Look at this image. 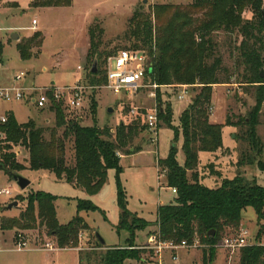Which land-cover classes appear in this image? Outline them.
<instances>
[{
	"label": "trees",
	"instance_id": "1",
	"mask_svg": "<svg viewBox=\"0 0 264 264\" xmlns=\"http://www.w3.org/2000/svg\"><path fill=\"white\" fill-rule=\"evenodd\" d=\"M71 4L72 0H32L29 6L62 7ZM246 10L251 12V18L243 17ZM163 14L168 15L167 21L165 25L158 26L156 32L153 19L159 22ZM218 31H224L230 39L235 36L236 43L233 45L230 42V55L233 51L236 54L235 68L226 66L217 52L213 36ZM94 37V30L90 28L86 53L88 66L84 74L90 83L79 81L90 89L102 80L98 77V68L95 72L91 71L94 61L98 63L101 58ZM124 39L134 42L131 47L122 49L147 53L150 66L146 68L145 81L160 85L156 90L159 122L174 132L173 143L166 157L158 158L156 165L164 176L163 185L176 190L175 198L174 202L158 206L156 228L149 235L155 233L158 240L174 244L183 241L193 244L197 241L205 246L203 261H210L222 239L238 231L242 211L246 207L254 209L258 225L264 219V185L240 173L223 177L218 186L210 187L200 180L198 173L201 153H215L224 148V125L240 126V137L247 144L236 163L237 168L255 165L264 171V159L261 158L264 145L256 130L264 106V79L260 77V68L264 67V0H191L185 6L156 4L150 13L137 9L128 20ZM42 42L39 30L20 38L16 42L20 58L37 57ZM2 51L0 41V58ZM115 52L106 53L102 62L105 64L106 58ZM233 73H238L239 80L236 82L239 84L258 86L255 103L246 116L235 122L227 116L224 123H213L210 121L212 86L230 83ZM103 81L106 83V69ZM173 83L197 87L196 91H193L194 87L189 89L190 101L181 112L177 126L172 123V104L163 101L159 91L161 86ZM95 107L92 96L90 108L94 111ZM48 108L55 119V125L50 129L37 126L32 119L19 122L11 111L5 113L6 122L0 124V171L9 178L26 168L44 169L53 173L55 179L94 195L103 187L108 169L116 170L117 175L121 171L119 150L126 148L128 151L139 129L148 132L144 121L140 124L135 120L129 124L120 123L113 133L108 127H99L95 122L83 125L79 117H68L61 101L53 100ZM179 135L184 156L182 164L177 161V146H174ZM68 143H71L73 150L71 163L66 156ZM19 146L27 149L28 165L16 159L17 151L14 148ZM56 198L44 191L16 195L14 200L17 201L19 214L1 216L0 229H14L16 233H22L44 228L55 239L58 248L77 247L79 234L89 232L91 228L78 213L99 211L105 216L104 211L90 199L77 198V214L61 224L56 216ZM116 202L119 216L115 229L118 233L127 232L125 246H103L99 243L88 250L80 249V264H125L131 259L146 264L140 255L144 249L136 248L135 235L148 222L127 208L126 194L118 178ZM212 230L213 235L209 234ZM258 232L259 235L264 233L261 226ZM256 240L260 242L257 237ZM98 247H105V250L97 252ZM238 264H264V244L240 248Z\"/></svg>",
	"mask_w": 264,
	"mask_h": 264
},
{
	"label": "rangeland",
	"instance_id": "2",
	"mask_svg": "<svg viewBox=\"0 0 264 264\" xmlns=\"http://www.w3.org/2000/svg\"><path fill=\"white\" fill-rule=\"evenodd\" d=\"M190 2L191 0H72L70 6L29 7L25 0H21L22 10L17 8L18 4L14 0H4L3 2L0 0V6L11 7L6 14L0 13V37L8 36L10 38V42L3 47L0 76L2 79L10 80L14 75L23 71L25 77L21 80L22 86L35 84L61 87L73 85L77 81L90 83L84 74L85 67L88 66L86 53L89 49V30L93 28L94 40L101 55L100 61L97 63V68L100 71L98 77L102 80L92 89H86L80 108H65V112L70 118L79 117L83 125H91L95 122L99 127H108L112 133L120 123L129 124L135 120L141 124L144 121V112L147 113L154 106L156 99L148 96L149 89L146 88L135 93L128 91L114 93L107 89L103 81L107 58L105 64L102 59L106 53L131 47L134 41L124 39V32L128 27V20L135 10L141 9L150 13L156 4H169L174 7L185 6ZM251 16L250 11L243 12L244 18H251ZM167 18L168 15L163 14L159 22L153 19L156 32L158 26L165 25ZM33 19L36 20L34 26L41 32L43 42L37 57L24 60L20 58L15 46L16 40L12 39V36L17 34L20 39L21 36L34 33L35 31L30 28L33 26ZM213 39L223 63L230 68H235L236 54L233 51V54L230 55L231 44L236 43L235 36L230 39L227 33L218 31L214 34ZM33 51H36L35 48ZM78 66L81 69H78ZM261 70L264 71V67H261ZM238 71L239 73L242 71V66L238 68ZM237 74L233 73L230 83L212 86L211 122L224 123L227 116L235 122L246 116L254 105L258 86L239 84L236 82L239 80ZM261 78L264 79V77ZM176 85L178 84L163 85L159 89L163 101L172 104V123L175 126L178 125L179 116L190 101L188 96L182 100L176 98L179 92ZM189 86L190 88L194 87L193 91H196V85ZM92 96L96 102L94 111L90 108ZM9 106L13 108L19 122L32 119L37 126L45 129H50L55 125L54 114L49 111L48 107L39 109L24 101H0V113H3V110ZM109 108H111L110 112ZM222 130L224 148L215 153L203 152L199 155L200 180L207 186L216 187L223 177H233L235 174L241 173L245 178L255 179L259 184L264 185V171H260L257 166L246 165L237 168L236 163L240 154L247 146L240 137L241 127L224 125ZM256 130L262 145H264V106L261 108L259 125ZM150 135L145 129H139L134 134L128 151L126 148L119 150L118 155H123L119 158L121 171L117 175L116 170L108 169L103 187L94 195H88L65 181L55 179L53 173L44 169L30 170L26 168L19 172L30 180V184L25 189H21L16 181L0 171V187H9L11 191V195H0V217L17 216L19 209L17 207L7 208V205L14 201L16 195L25 196L35 191H44L57 196L55 201L56 216L61 224L67 223L77 214V198L90 199L105 214L104 216L99 211L78 213L91 228L89 232L79 234V243L77 247H74L75 249L58 248L55 239L49 236L44 228H41L23 231L22 234L27 243L25 247L18 250L14 244L16 239L13 238L16 235V230H1L3 251L0 254V264H80L78 250H88L92 245H96L95 233L103 238L105 245L125 246L127 232L118 233L115 229L119 216L116 202L117 178L126 194L127 208L148 222L145 228L136 231V248L144 249L140 255L146 264L156 261L157 257L146 242L150 234L149 231L156 226L158 206L174 202L175 198V193L171 191V188L163 185L164 176L156 164L158 158L166 157L173 143L174 132L159 122L156 141H150ZM181 141V135H179L176 142V158L182 164L184 156L181 150ZM14 150L17 151V161L28 165L27 149L19 146ZM66 156L68 162L71 163L73 160L71 143H68L66 147ZM261 158L264 159V150H262ZM241 226L255 238L257 237L260 242H264V233L259 235L258 232L260 226L264 231V219L258 225L252 207H246L242 211L239 229ZM49 241L55 246L53 249L44 248ZM204 248L205 246L199 243L196 247L165 250L161 259L165 264H238L239 251L231 253L223 248H217L214 257L210 261L204 262ZM104 250L105 247H98L96 251L103 252ZM125 264L142 263L131 259L127 260Z\"/></svg>",
	"mask_w": 264,
	"mask_h": 264
},
{
	"label": "built area",
	"instance_id": "3",
	"mask_svg": "<svg viewBox=\"0 0 264 264\" xmlns=\"http://www.w3.org/2000/svg\"><path fill=\"white\" fill-rule=\"evenodd\" d=\"M35 24V20H33ZM150 66L149 57L146 52L135 49H120L107 57L106 61V83L105 87L114 93H121L123 91L137 92L141 89H149L148 96L156 99V90L160 85L145 81L146 68ZM81 69L80 66L77 67ZM25 77V73L20 71L14 75L10 80L2 79L0 76V101L3 102H27L41 109L49 107L52 101L63 102L68 109H78L82 106L84 93L87 88L79 81L73 85L67 86H38L31 84L30 86H22L21 80ZM179 89L177 99L182 100L185 96H190V86L187 84L176 85ZM6 122V115L0 113V124ZM144 122L147 124L148 132L151 134L150 141H156L158 134V106L155 102L146 115L144 116ZM173 193L176 190L171 188ZM0 195H11L9 187H0ZM16 239L15 245L18 250L26 246L27 240H25L22 233H16L13 236ZM148 247L154 252L157 257L156 261L147 264H165L162 261V254L165 250H174L179 248L196 247L198 242L193 244H187L183 241L181 244H174L172 242H163L157 239V235L153 233L148 236ZM264 244L256 240L254 235H251L246 228L241 227L238 231L225 236L222 241L216 246L217 248H223L233 253L239 251L244 246H250L255 244ZM55 246L51 241L45 244L46 249H53ZM3 251L2 248V236L0 229V254Z\"/></svg>",
	"mask_w": 264,
	"mask_h": 264
},
{
	"label": "water",
	"instance_id": "4",
	"mask_svg": "<svg viewBox=\"0 0 264 264\" xmlns=\"http://www.w3.org/2000/svg\"><path fill=\"white\" fill-rule=\"evenodd\" d=\"M12 39H15V40H18L19 39V36L17 34H13L12 36ZM97 69V62L94 61L93 63V66H92V69L91 71L92 72H95ZM260 77H264V71H260ZM108 111L110 112L111 111V108L108 109ZM174 146H177L176 143H174ZM12 179L14 181H16L17 185L21 188V189H25L29 184H30V180L24 176H22L21 174L19 173H13L11 175ZM17 206V201H12L11 203H9L7 205V208H11V207H16ZM214 231H209V234L213 235ZM95 236H96V239H97V242L96 244H102V245H105V242L103 240V238L98 234V233H95Z\"/></svg>",
	"mask_w": 264,
	"mask_h": 264
},
{
	"label": "crops",
	"instance_id": "5",
	"mask_svg": "<svg viewBox=\"0 0 264 264\" xmlns=\"http://www.w3.org/2000/svg\"><path fill=\"white\" fill-rule=\"evenodd\" d=\"M4 0H1V2H3ZM14 1H16L17 2V4H18V7L17 8H19V9H22L23 10V6H22V3H20L21 2V0H14ZM32 0H25V3H26V5L27 6H29V4H30V2H31ZM1 4V3H0ZM30 7V6H29ZM11 7H8V6H0V13H7V11L10 9ZM33 20H35V19H33ZM33 20H32V25L33 26H31L30 28L33 30V31H36V29H35V26H34V24H33ZM35 24H36V20H35ZM13 33V32H12ZM33 33V32H32ZM32 33H30L29 35H24V36H21V38L22 37H28V36H30ZM0 41L2 42V44H3V47H4V45L6 44V43H9L10 42V38L8 37V36H6V37H0ZM16 42H17V40H16ZM16 46V45H15ZM34 57V56H33ZM0 61L2 62L3 60H2V56H1V58H0ZM0 62V63H1ZM43 70H45V67H43ZM6 80H8V79H6ZM7 111H11L13 114H14V116H15V113H14V110H13V108L12 107H7V108H5L4 110H3V113L5 114ZM15 118H16V116H15ZM17 119V118H16ZM18 121V120H17ZM222 141H223V130H222ZM123 156V155H122ZM122 156H119V158L120 157H122ZM157 167V166H156ZM55 178V177H54ZM63 181V180H62ZM72 186V185H71ZM73 187V186H72ZM75 188V187H74ZM77 189V188H76ZM78 190H80V189H78ZM80 191H82V190H80ZM84 192V191H83ZM242 227V226H241ZM156 228V227H155ZM155 228H153L152 230H154ZM152 230H150V231H152ZM149 231V232H150ZM152 235V234H151ZM148 239V238H147ZM147 242V241H146ZM112 245H115V244H112ZM75 249V248H74ZM76 250H78V249H76Z\"/></svg>",
	"mask_w": 264,
	"mask_h": 264
}]
</instances>
